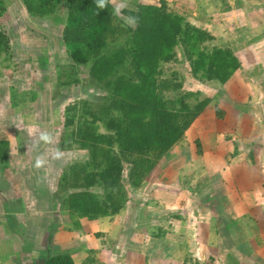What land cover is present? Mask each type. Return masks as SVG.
<instances>
[{
    "label": "crops",
    "instance_id": "crops-1",
    "mask_svg": "<svg viewBox=\"0 0 264 264\" xmlns=\"http://www.w3.org/2000/svg\"><path fill=\"white\" fill-rule=\"evenodd\" d=\"M165 1L189 21L207 16L214 37L240 38L230 47L240 68L224 97L209 95L138 189L141 198L129 193L115 215L70 217L55 196L61 172L41 171L40 183L22 188L0 167V264H45L60 254L73 264H264V77L255 76L264 74V0ZM248 68L253 74L243 75ZM0 140L7 160L15 149L28 159L22 143Z\"/></svg>",
    "mask_w": 264,
    "mask_h": 264
},
{
    "label": "trees",
    "instance_id": "trees-1",
    "mask_svg": "<svg viewBox=\"0 0 264 264\" xmlns=\"http://www.w3.org/2000/svg\"><path fill=\"white\" fill-rule=\"evenodd\" d=\"M23 4L38 17L52 15L59 6L66 9L65 17L53 15L63 22V41L69 45V62L58 70L57 83L100 92L63 107L59 147L84 150L86 157L64 166L55 196L70 217L115 215L128 200L126 180L142 186L211 101L201 97L200 90L183 89L177 72L166 71L165 65L180 60L181 54L192 77L223 84L239 60L227 43L210 47L211 33L170 9L165 0L158 5L133 1L134 8H124L126 17L139 18L134 28L113 15L112 3L107 9H97L95 0H23ZM4 11L0 3V17ZM10 48L9 37L0 28V60L10 58ZM81 67L87 68L84 80ZM6 146L0 140V162L8 157ZM45 264L73 262L60 254Z\"/></svg>",
    "mask_w": 264,
    "mask_h": 264
},
{
    "label": "rangeland",
    "instance_id": "rangeland-1",
    "mask_svg": "<svg viewBox=\"0 0 264 264\" xmlns=\"http://www.w3.org/2000/svg\"><path fill=\"white\" fill-rule=\"evenodd\" d=\"M131 1L127 0V7L134 8ZM120 2L121 0H116V3ZM0 3L5 8L4 14L0 17V28L7 33L11 47L10 58L0 60V139L10 137L12 140H17L18 145L22 143L23 149L28 150L27 160H23L21 153L18 149H15L16 153L14 151L10 153L12 158L0 162V167L3 169L6 166L2 171H5V175L8 174L11 181H15V184L17 183L19 187L27 186L29 188L32 184L35 187V183L41 181L39 179L41 171L49 170L46 177L55 178L66 163H73L74 160L80 161L86 157V151L84 150L60 151L58 149L60 133L63 130L62 111L63 107L74 99L90 98L92 92L97 93L99 91L94 89L93 91L91 88L89 91L84 92L80 88L82 85L72 84L63 87L57 83L58 70L69 62V45L63 41L62 37L63 22H58L53 18L54 14L65 17L66 9L63 6H59L48 17H38L28 13L23 0H0ZM125 17L123 14L120 16L122 19ZM206 17L201 13L200 20L188 21L195 26L205 28L208 23H211L210 19H205ZM228 21L231 23L230 20ZM209 41L211 42L210 47L213 44L226 45V43L231 47L233 44L240 42V38L237 35H224V37H214L213 40ZM233 53L238 58V52L233 51ZM249 55L251 60L252 53H249ZM178 59L180 60L167 63L165 70L177 72L182 79L183 89L200 90L202 91L201 97L204 94L209 96L214 93L217 94V96H214L215 99L224 97L223 94L227 92L222 88L224 83L219 85V82L216 81L195 79L190 73L189 63L183 59L181 54ZM238 68H240V64ZM250 71L248 68L242 74L251 76L253 73ZM86 76L87 68L81 67L80 77L84 80ZM255 76L260 81L259 79H263L264 74L260 69H257ZM259 84H262V82H259ZM217 101L221 102V100ZM41 133H49L52 137L51 141L40 140ZM38 156L45 160L44 165L40 168L35 167L34 163ZM128 167L129 165L127 170ZM2 171L0 170V174ZM126 173L124 172L125 176H127ZM35 179L37 182L33 183ZM125 179L127 178L125 177ZM7 182L3 184H7ZM52 182L55 181L52 180ZM146 183L147 181L144 184ZM1 186L2 183H0V188ZM37 186L38 189L41 187V185ZM126 186L128 199L129 193L132 194L133 199L135 197V200L141 198V193L138 191L141 186L129 185L127 180ZM152 186H155V184L153 181H149L147 190ZM136 194L139 195L136 196ZM58 199L61 203V199ZM134 205H139V201ZM131 210L134 211V209Z\"/></svg>",
    "mask_w": 264,
    "mask_h": 264
},
{
    "label": "clouds",
    "instance_id": "clouds-1",
    "mask_svg": "<svg viewBox=\"0 0 264 264\" xmlns=\"http://www.w3.org/2000/svg\"><path fill=\"white\" fill-rule=\"evenodd\" d=\"M109 3L114 5L113 15L120 17L124 8L127 7V0H121L120 3H116V0H95L97 9H107ZM138 17L134 15H128L124 18V24L129 27H135L138 23ZM52 139L49 133H41L40 140L50 142ZM45 160L42 157H37L35 167L40 168L44 165Z\"/></svg>",
    "mask_w": 264,
    "mask_h": 264
}]
</instances>
